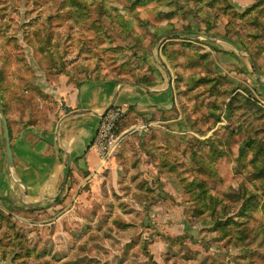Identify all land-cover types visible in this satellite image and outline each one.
Listing matches in <instances>:
<instances>
[{"label": "rangeland", "instance_id": "374dc122", "mask_svg": "<svg viewBox=\"0 0 264 264\" xmlns=\"http://www.w3.org/2000/svg\"><path fill=\"white\" fill-rule=\"evenodd\" d=\"M106 1L117 8L114 19L97 12L96 5H89L90 0H85L84 10L90 16L80 15L79 23L73 19L71 28L66 19L58 25V12H67L70 17L68 11L74 10L66 0H0V82L7 94L15 95L24 83L33 87L35 69L45 75L68 78L66 74L48 73L58 71L40 52L38 40L47 31L53 38H64L69 33L74 40L95 39L101 35L102 41L96 49L81 51L77 42L69 41V53L54 57L68 74L77 78L110 75L127 83L133 74L151 81L157 73L169 79L167 70L158 65L161 64L159 43L165 37L157 38L151 45V27L141 26L138 15L131 14L129 22L138 41L128 42L122 23L129 16V0ZM226 1L232 6V14L218 9L222 20L211 27L209 36L204 34L207 38H195L198 42L191 43L200 46L198 52L209 51V61L185 68V63L191 60V47L186 42L185 53L168 63L173 76L169 89L176 98L175 103L157 114L147 109L125 119L129 129L121 133L120 147L112 157L115 171L104 169L103 177L96 183L86 180L83 185L75 186L74 181L72 190L62 193L58 202L53 200L47 206L0 208L8 216L0 217V264H64L71 259L75 263L87 260L94 264H119L123 255L126 256L123 264H145L149 259L157 264H264V247L257 246V242L234 247L228 237L222 238L219 234L213 214L194 216L195 203L189 197L192 178L204 179L214 193L229 190L242 179H248L246 169L237 161L238 148L254 125L264 126V121L248 105L238 104L227 110L222 96L207 92V85L187 91L186 76L224 75L231 85L226 83L222 87L248 85L264 104V45L253 43L259 52L254 61L255 71L250 55L243 50L242 54L238 53L236 43L220 36L226 29L243 35L252 30L258 33L259 39L255 42H264V2ZM179 2L190 12L186 13V22L200 21L192 15V0ZM255 2L259 5L241 16ZM155 9L159 7H148L143 12L153 25H158L160 20ZM48 15L53 16L52 24L46 20ZM93 19L102 21V29L90 27ZM136 42L145 50L147 62L154 67L153 73L148 74L134 59L133 71L127 65L120 67V62L132 55L131 46ZM113 45L121 48L102 50ZM168 48L178 49L180 45L170 44ZM96 63L100 67L95 71ZM171 64L181 77L178 82ZM122 110L125 114L126 109ZM218 114L221 121L216 122ZM205 138L211 140L212 146L209 141H202ZM215 151L222 152L223 157L217 159ZM141 181L151 188L146 198L136 197L142 194L138 187ZM249 187L255 190L254 183H249Z\"/></svg>", "mask_w": 264, "mask_h": 264}, {"label": "trees", "instance_id": "16d2710c", "mask_svg": "<svg viewBox=\"0 0 264 264\" xmlns=\"http://www.w3.org/2000/svg\"><path fill=\"white\" fill-rule=\"evenodd\" d=\"M69 4V7H74V10L69 12L70 17L67 15V12H58V25H62V19H66L70 22L71 28L74 24L73 19L79 23V16L87 15L90 13L85 11L84 8L86 6L85 0H66ZM194 2V12L192 15L194 19H200L199 22H186V13L187 10L183 7L184 4L180 3L179 0H129L128 9L129 16L122 23V31L128 36V42L138 41V38L134 34V28L129 22V17L131 14H137L139 17V22L141 26L151 27L150 30V40L149 43L152 45L157 38L164 36L167 33L178 32L185 34H199L209 36V31L211 27L214 26L215 23H219L222 20V16H220V12L218 9L224 14H232L231 5L226 0H192ZM217 1H222L221 3L215 4ZM258 1V0H257ZM256 1V2H257ZM255 2V3H256ZM259 2H264V0H259ZM154 3V4H151ZM96 5L97 12L101 11L102 15L108 16L111 19H114V12L117 11L115 6H112L106 0H90L89 5ZM259 4H255L253 7L246 9L241 16L246 15L249 12H252L254 8H256ZM151 7H159V9H155L156 16L160 20L158 25H153L152 21L145 17L144 10H147ZM144 11V12H143ZM223 15V14H222ZM254 15V14H251ZM61 19V20H60ZM198 19V20H199ZM48 23L52 24L53 16L48 15L46 17ZM256 22V20H254ZM229 24L231 22H228ZM90 27L95 30L102 29V21L100 19H93L90 21ZM47 30V28H45ZM105 35V33H101ZM132 34H134L132 36ZM248 34V35H247ZM247 34L243 35L237 31H230L229 29L225 30L223 36L227 39H230L234 43H236L241 50L250 55L251 63L255 68L254 61L256 60L257 52L254 49L253 43L257 45H264L262 40H258L255 42L258 37V33L255 31L249 30ZM101 35H97L95 39L89 38H80L74 40L71 34L67 33L64 38H53L51 32H45V36L39 37L40 43V52L45 55L46 59H49L50 66H55V69L58 72H51L52 74H66L68 75V79L72 81L75 86H80V84L85 79H109L113 78L115 81L120 82L123 80H119L115 77H86V78H77L74 74H68L63 65H59L54 57L56 56H64L65 53H69L68 45L69 41L72 43H78V46L81 51L84 49L91 50L96 49L97 46L101 43L102 39ZM107 38L111 40V36L108 35ZM244 40H246V45L244 44ZM186 42L190 44L191 47V60L185 63V68H194L199 66L200 62L207 63L210 58V52L201 50L200 46H193L192 42H198V39L190 38V37H165L160 43L158 48V59L161 65L167 70L169 74V83L172 88V71L168 63H172L174 59L178 56L183 55L185 52L184 48L186 46ZM179 44L180 48L178 49H169V45ZM139 44L136 42L135 46H131L132 55L127 57L126 60L120 62V67L127 65L131 71H133L131 61L134 59L136 63L140 62V66L144 69L148 74L153 73L154 67L150 65L147 55L145 54V50L138 46ZM120 46H108L102 47L104 51L116 50L120 49ZM212 50L218 51V48L212 47ZM165 56V57H164ZM148 61V62H147ZM167 61V62H166ZM175 69V79L177 82L180 80V76L176 70V66L171 64ZM99 63L95 64V71L99 69ZM60 71V73H59ZM62 72V73H61ZM65 72V73H63ZM99 74V73H98ZM186 79V87L187 91L191 92L195 90V88L201 85H207V92L215 93L219 96H222V100L224 102L225 108L229 110L234 106L239 105H248L250 109H254L257 117L264 121V104L256 97L254 88L245 85L238 84L235 86H231V88L222 87V85L229 82L224 75L208 76V75H189L185 77ZM4 80V79H3ZM2 81V80H1ZM149 79L145 76H136L133 74V78L130 79V82L146 85ZM231 85V84H230ZM34 87V86H33ZM32 89L29 83H24L20 85L18 91L14 96L20 95L24 92L25 89ZM35 88V87H34ZM0 97H1V108L6 114V104L7 100V91L1 86L0 82ZM176 98H173V103H175ZM163 110V109H162ZM160 110V111H162ZM123 113L121 119L123 118ZM120 119V120H121ZM120 120L118 121V131L120 132ZM216 122L221 121L220 114L216 117ZM236 131L232 129V132ZM202 141H209L210 146H212L211 140L208 138L203 139ZM216 152V158L221 159L223 157L222 152ZM237 161L241 166L247 171V178L242 179L237 182V184L229 190L222 191L220 193H214L210 190V186L208 182L204 179L192 178L189 181V197L191 202L195 203L194 207V216L201 215L203 213L213 214L214 216V224L217 229L220 230L219 234L222 238L228 237V239L233 243L234 247H239L244 243H255L257 242V246L264 247V126L254 125V127L248 132V135L244 138L242 143L239 145L238 153H237ZM70 172V171H69ZM70 177V173H69ZM72 183V182H71ZM249 183H254L255 190L249 187ZM65 185H68L70 188L69 178L67 179ZM138 187L142 190V194L136 197L146 198V193L151 190L148 184L144 181L138 182ZM58 198L55 199L58 202ZM54 201V202H55ZM148 203V202H147ZM154 202H151V204ZM198 203V205H196ZM33 209H41V208H33ZM0 217L5 218L8 217L5 215V212L0 211ZM13 226V225H12ZM124 227L127 224H123ZM99 229L100 226H99ZM105 229H103V234L105 235ZM19 233V232H18ZM1 241V240H0ZM132 243V241H131ZM144 244V243H143ZM144 250H146V246L144 245ZM34 251V248L32 249ZM41 251V250H39ZM29 253V252H27ZM147 254L151 258V254L147 252ZM77 259V258H76ZM68 262H64V264H94V262H76L75 259L67 260ZM119 261V260H118ZM126 262V256L123 255L120 258L119 264H123ZM145 264H157L153 259H149ZM260 264V263H254Z\"/></svg>", "mask_w": 264, "mask_h": 264}, {"label": "crops", "instance_id": "0c3cea01", "mask_svg": "<svg viewBox=\"0 0 264 264\" xmlns=\"http://www.w3.org/2000/svg\"><path fill=\"white\" fill-rule=\"evenodd\" d=\"M155 75L144 87L113 78L85 79L75 86L65 75L50 76L35 69L33 90L25 89L16 96L7 94L5 116L11 139L12 170L0 120V208L47 206L72 190L74 181L75 186L86 180L96 183L103 177L104 169L115 171L116 164L111 158L96 173L99 159L90 144L101 115L111 102L126 109L128 114L120 120L121 131L125 132L129 129L125 125L129 115L147 109L157 114L170 108L173 95L166 77ZM1 101L0 97V107ZM68 178L70 188L65 185Z\"/></svg>", "mask_w": 264, "mask_h": 264}, {"label": "built area", "instance_id": "2783aa9c", "mask_svg": "<svg viewBox=\"0 0 264 264\" xmlns=\"http://www.w3.org/2000/svg\"><path fill=\"white\" fill-rule=\"evenodd\" d=\"M122 107L113 104L101 115L90 147L94 149L99 159V169L107 163L118 151L121 144V133H117L118 121L121 119Z\"/></svg>", "mask_w": 264, "mask_h": 264}, {"label": "water", "instance_id": "95a60500", "mask_svg": "<svg viewBox=\"0 0 264 264\" xmlns=\"http://www.w3.org/2000/svg\"><path fill=\"white\" fill-rule=\"evenodd\" d=\"M179 36H183V37H190V38H207L204 35L201 34H185V33H178V32H172V33H167L164 35V37H179ZM210 40L212 41H216L215 38L209 37ZM222 41H227L230 42L226 39H221ZM233 44V43H232ZM235 48L237 49L238 53L242 54L241 49L235 45ZM158 65L161 67L162 65L158 63ZM253 66V64H252ZM254 68V67H253ZM167 84L170 87V83H169V79L167 78ZM127 84H130L134 87H144V85L141 84H137V83H133V82H127ZM113 104V102H111V104H109V106H107V108L105 109V111ZM0 120H1V124L4 130V140H5V149H6V156H7V160H8V164L11 168V170L13 169V157H12V149H11V139H10V132H9V127H8V123H7V119L6 116L2 110V108L0 107ZM69 161L68 160V166H69ZM69 170V167H67V172Z\"/></svg>", "mask_w": 264, "mask_h": 264}]
</instances>
